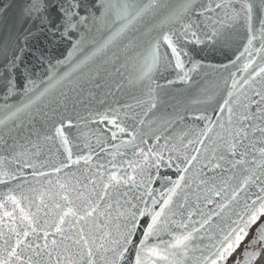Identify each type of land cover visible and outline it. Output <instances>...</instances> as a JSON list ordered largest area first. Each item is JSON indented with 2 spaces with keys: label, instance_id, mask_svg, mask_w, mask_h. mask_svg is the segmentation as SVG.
<instances>
[{
  "label": "snow or ice",
  "instance_id": "obj_1",
  "mask_svg": "<svg viewBox=\"0 0 264 264\" xmlns=\"http://www.w3.org/2000/svg\"><path fill=\"white\" fill-rule=\"evenodd\" d=\"M0 264H264V0H0Z\"/></svg>",
  "mask_w": 264,
  "mask_h": 264
}]
</instances>
